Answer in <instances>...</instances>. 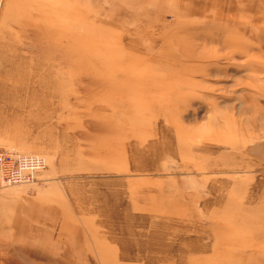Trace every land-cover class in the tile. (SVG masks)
<instances>
[{"label":"rangeland","instance_id":"rangeland-1","mask_svg":"<svg viewBox=\"0 0 264 264\" xmlns=\"http://www.w3.org/2000/svg\"><path fill=\"white\" fill-rule=\"evenodd\" d=\"M0 148V264H264V0H0Z\"/></svg>","mask_w":264,"mask_h":264},{"label":"built area","instance_id":"built-area-1","mask_svg":"<svg viewBox=\"0 0 264 264\" xmlns=\"http://www.w3.org/2000/svg\"><path fill=\"white\" fill-rule=\"evenodd\" d=\"M46 169L47 161L40 155L0 148V188L36 184Z\"/></svg>","mask_w":264,"mask_h":264},{"label":"bare ground","instance_id":"bare-ground-1","mask_svg":"<svg viewBox=\"0 0 264 264\" xmlns=\"http://www.w3.org/2000/svg\"><path fill=\"white\" fill-rule=\"evenodd\" d=\"M16 54V53H15ZM198 57L200 59H198L197 61H203L205 60L204 59V55L203 53L199 54ZM190 58L188 57H185L183 58V62H187L189 61ZM10 62H8L7 64L10 66V68L14 71V73L18 72L20 67L19 65L23 62V63H27L30 64L31 61L26 59L25 57H21V56H14L12 60H9ZM11 70V71H12ZM11 74V73H9ZM12 79H14V74L11 76ZM16 80V78L14 79ZM62 83V78L61 77H57V72L55 69L51 68L50 70H48V72L45 74V79L44 81L41 83L42 87L45 88V89H48V88H54L55 86H58L59 84Z\"/></svg>","mask_w":264,"mask_h":264}]
</instances>
